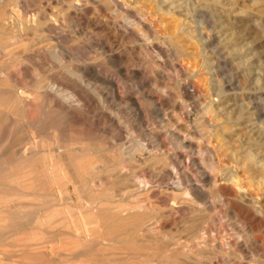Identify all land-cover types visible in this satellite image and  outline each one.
I'll return each instance as SVG.
<instances>
[{"label":"bare ground","instance_id":"bare-ground-1","mask_svg":"<svg viewBox=\"0 0 264 264\" xmlns=\"http://www.w3.org/2000/svg\"><path fill=\"white\" fill-rule=\"evenodd\" d=\"M48 1H55L62 9L59 12L61 15H55L43 5L36 9L38 14L35 17L42 23L35 25L38 26L34 29L32 39L27 41L29 43L32 40L30 44L25 43L26 36L22 32L12 34L8 31L7 20L0 23V54L5 57L0 60V76H4L6 82L4 87H0V186L8 183L11 191L7 195L2 194L4 192L0 189V245L7 242V246L17 249L18 255L23 258L20 262L15 260L17 264H251L234 260L233 254L231 258L225 259L224 242L231 253L239 251L248 256V259L250 254L264 258V241L253 235L254 225L249 222V217L247 219L239 212L240 209H235L239 202L236 201L237 197L225 193L221 188L223 186L219 187L221 179L213 173L219 164L211 147V139L208 138L210 128L203 124L200 125L202 129L197 130L193 126L184 125L179 116H183V107L187 106L182 103V107L176 106L181 97L179 91L161 73L154 76L142 70L140 62H143L145 51H142V46L136 45L142 37L150 39L152 33L143 23L140 12L135 11L133 4L129 5L125 0H109L113 5L112 10L124 13L128 21L120 32V24L112 22L115 16L111 11L110 14L107 13V8L98 0ZM4 2L0 0V3ZM90 4H97L102 16L88 18L86 21L94 24L98 32L107 31L109 35L112 34L116 41H111L108 35L105 39L100 36L89 37L88 41L110 60L119 63L125 61L123 76L137 90L136 95L132 92L125 95L123 103L129 121L123 125L120 138L112 141L96 140L90 130L84 131L86 129L81 130L72 125L80 116L77 112L80 106L90 105L91 101L101 102L88 88L78 86L85 95L80 94L77 98L66 93L65 85L55 78L36 77L38 81L34 82L31 90L21 87L18 84L20 80L18 83L15 80L13 82L15 72L12 67L19 62L24 72L28 73V62L31 61V54H34L33 47L54 39L52 34L55 29L63 27L65 30L67 24L81 21L79 16L85 19L87 16L84 15L89 11ZM197 14L202 18L206 17L204 12ZM20 16L21 13L16 16L18 21ZM4 17L1 16V19ZM64 38L60 35L56 37V44H59L63 55L70 61L81 62L78 52L72 50L74 45L77 46L76 40L74 44L70 41L72 44L66 45L61 42ZM125 43L136 45L124 53L117 52ZM18 44L24 46L20 45L23 48L20 52L11 49L15 45L20 49ZM154 51L170 61L181 54L169 43L158 45ZM73 71L69 68L67 72L77 75L78 80L80 75ZM79 71L81 75L99 76L97 68L91 64L79 66ZM26 82L25 85H28L29 81ZM110 86L112 88L110 91L108 89L110 93L107 97L112 98L116 105L118 100L113 90L114 84ZM192 86V82L186 81L183 90L185 98L195 106L198 105L195 103L196 98L200 95L197 96L190 90ZM30 101L38 103V118H29L27 106ZM143 103L148 104V110L144 109ZM91 106L90 109L93 108ZM48 114H51L50 118ZM241 117H236V120ZM65 118L68 120L66 123ZM134 127L139 130L138 136L134 134ZM5 131L7 133L4 136ZM13 134L16 136L15 140H7ZM167 139L170 143H167ZM218 139L223 142L222 138ZM94 156L111 157L113 161L109 165H99L104 161H98V164L93 160L89 161ZM67 160L69 162H65ZM244 164L246 167V163ZM105 169L110 174H106ZM261 175L257 174V177L260 178ZM229 180L241 190L245 188L241 179L230 177ZM224 222H228L225 225L233 232L232 238H221ZM25 230L32 231L31 235H23L22 231ZM10 248L9 254L15 252ZM2 254L0 251V256Z\"/></svg>","mask_w":264,"mask_h":264},{"label":"rangeland","instance_id":"rangeland-1","mask_svg":"<svg viewBox=\"0 0 264 264\" xmlns=\"http://www.w3.org/2000/svg\"><path fill=\"white\" fill-rule=\"evenodd\" d=\"M4 1L5 2L3 4L0 3V8H2L0 9V23L2 24L5 20H7L8 31H10V33L12 34L22 32L23 35L26 36L25 43H28V39H32L34 29L38 26L35 25L42 23L39 18L37 19V17H35V14H38L36 9H39L43 5L46 8L48 7L50 11L52 10L55 15L58 14L60 16L61 13L59 12H62V9H60V7L56 3H54L55 1ZM125 1L129 5H138V7H133L132 5V8H134L135 11L140 12V16L143 19V23L151 29L152 37L150 38V40L142 37L141 35L143 39H141L137 43V45L136 43H125L116 51L124 53L127 49H130L134 45L138 47L142 46V51H145L143 55L144 58L142 59L143 62H140L142 70L146 74L154 76H157L156 74L158 72L161 73L165 77L164 79H166V81L168 80V82L170 81L169 83L173 84V86L179 91V96L181 97H179L178 101L176 102V106L182 107V104H186L185 106L187 107H183V116H179L180 119H182V123L184 125L193 126L197 128V130L202 129L201 126L203 124H205L208 129L210 128L209 131H211V133H209L208 138L211 139V147L214 150L217 163L219 164L218 169L213 171V173L214 175H218V178L221 179L220 182L222 185L219 183V187L223 186L221 188H223V191L225 193H230L237 197L236 201L239 202H237L235 206L236 211L240 209L239 212L241 211L242 216H246V218L249 217V219H247L249 220L252 226L254 225L253 235L264 241V227H262L264 226V183H262L264 182V168L262 167V165H264V0H180L179 2L178 0H167V2L166 0H141L142 2L140 3V0ZM98 2H100L107 8V13L111 11V14L115 16L113 17L112 22H118L121 26L120 32H122L128 24L125 14L119 13L115 9L112 10L113 5L109 0H98ZM48 3L51 5H48ZM17 6L19 7L17 8ZM110 6L112 7L109 8ZM140 8L142 9V11ZM97 9V4H90L89 11L84 15V17H87L85 19H82L81 16H79V19H81L82 22L79 20L73 22L71 25L67 24L65 30L63 27H61V29H55L54 33L52 34L55 37L54 39L46 40L34 46V54H31V61L28 62V68L29 71L31 68V73H29V71V74L25 73L22 69V65L18 62V64H15L13 66L14 68L12 67L13 72L16 73H14L15 78L13 77V82L15 80L18 83L20 80L18 84L21 87L24 88L25 86V89L31 90L35 84L34 82H37L39 77H49L51 79L55 78L57 81H59L60 84H63V86L65 85L64 90L66 89V93L68 92V94L74 95L77 98H79L78 96H80V94H83V92L80 91V88L78 86H83L82 88L84 89L88 88L90 91L94 92L96 97H98L101 102L91 101L92 104L90 103V105L83 104V107L80 106L77 112L80 115L79 117L82 119H80L79 117L76 118L75 121L72 122V125L81 130L86 129L84 131L90 130L89 132L94 134V138H97L96 140L104 139L105 141H112L114 139L120 138V134H122L121 132L124 129V126L129 121V119H127V114L125 112L123 103L125 95L128 92H132L136 95L137 90L129 82H127L125 80V77L123 76V72H125L126 69V62L122 61L119 63L118 61L110 60L109 58H107V56L102 55L100 53L98 47L88 41L89 37L95 38L100 36L104 38L107 35L111 41H116L112 34L109 35L107 31H103V33L106 32L103 36V33H100V31L98 32V30L94 27V24L88 23L86 21V19L88 18H97L102 16V11H99L100 9ZM197 12H204L206 17L204 16L205 18H202L199 14H197ZM20 13L21 16L18 17L20 18V20L18 21L16 16H18V14ZM1 16L5 17L1 19ZM123 23L125 24V26ZM79 26H81V28ZM82 26L84 28H82ZM26 28H29L30 30L25 31ZM135 32L138 34V31ZM59 35L61 37H65L64 39H61V42L65 43L66 45H71L72 43L74 44V41L76 40L75 44H77V46L74 45V48L72 50L78 52L79 57H81V62L77 63V61H70L69 58L63 55L59 44H56V42L58 43L56 37L58 38ZM70 41H72V43ZM32 42V40H29L28 44ZM162 43H169L173 48H175L177 52H179V54L181 53L179 55L180 57L174 58L171 61L169 59L167 60L162 58L159 55L158 51H154L157 50V46L161 45ZM20 45L21 44H18L17 46ZM21 46L19 47L20 49H18V47L16 48L15 45L14 48L11 49H16V52H20L23 49L22 47H24ZM48 48H50L51 50ZM13 52L15 51L13 50ZM54 54H56V57L54 56ZM4 59L5 57L0 54V60ZM37 60H39L40 62H37ZM180 60H182L183 62ZM180 62L183 63L182 66ZM83 64H91V66H95L98 70L99 76L81 75L79 71V66ZM68 67L71 71L74 70V73L80 75L78 76L79 81L77 80V75H72L67 72L69 69ZM36 77H38V79ZM108 79L111 82L108 81ZM4 81L5 77L0 76V87H4L3 85L6 84V82ZM26 81H29L28 85L26 84L27 86L25 85ZM186 81L192 82L193 88L191 87L190 90L193 93L197 94V96L200 95V97L196 98L197 101H195V103H197L198 105L194 106L191 100L188 101V99L185 98L183 84H185ZM82 82L84 84H82ZM117 82H120L121 85ZM110 84H114L113 90L115 91L116 98L118 100L116 105L113 103L112 98L107 97V94L110 93L108 92V89L110 91V88H112ZM217 89L219 91H217ZM30 103H32V105ZM118 104H120V106ZM143 105L144 109H149L147 103H143ZM189 105L192 106L189 107ZM90 106L94 109H90ZM37 107V102H29V105L27 106L29 118H38L40 116ZM216 107H218V110H215ZM82 115L83 117H81ZM235 116L242 117L236 120ZM48 117L50 118L51 114H48ZM87 119L91 120L88 121ZM112 119L113 122H111ZM64 120L65 123L68 122L66 118ZM223 129H226V131L224 130V132ZM137 130V127H134L135 136L139 135V130ZM218 132L220 136L217 134ZM6 133L7 131L4 132V136L6 135ZM51 134L50 136L53 137V135ZM24 136H26V132ZM15 137L16 136L13 134L8 137L7 140H15ZM52 137L50 138L53 139ZM219 137L223 139V142H220V139H218ZM167 143H170V140H168ZM213 146L215 147V149ZM233 157L235 158V160ZM105 158L100 156H94L91 157L90 160H88L90 162H92L91 160H93V162H97V164L98 161L99 163H101V161H104L102 162L103 164L101 163L99 165H109L112 163L113 158H106L108 161ZM244 159L247 161L244 162ZM254 161L256 165L254 164ZM65 162L69 161L67 160ZM244 163H246V167ZM105 170H107L106 174H110V172L108 173V169ZM252 170L255 172L254 174L252 173ZM257 174H259V176L260 174H262V177L258 178L259 176L257 177ZM230 177H236V179H241L242 186L245 187L244 189H242L244 191H242L239 187L233 185L232 181L229 180ZM250 177L251 179H253H249ZM242 179L249 180L244 181ZM249 181L251 182L249 183ZM11 185H13V187H16L14 184ZM0 189H2V192H4L2 194L8 195L11 193L8 183L6 185H2V187L0 186ZM226 189H228V191ZM232 191L234 193H232ZM241 196L244 197L242 198ZM1 208L2 205L0 206V209ZM260 209L262 210L260 211ZM247 210H249L251 214L256 213V215L254 214L256 217L254 215H251ZM260 213L262 216H260ZM250 219L253 221H251ZM227 223L228 222H224V228L222 229L224 230V232L221 230L220 236L223 239H227V237L232 238L234 236L231 229L226 226ZM255 229L257 233L255 232ZM22 232L24 233L23 235L28 234L30 236V232L32 231L25 230ZM230 232L231 234H228ZM258 236H260L261 238ZM224 243V247L226 250V255L224 254L225 259H229L233 256L232 258H234V260L236 261L249 262L251 264H264L263 257L253 256L250 254L248 259V256L246 257L245 254H241L239 251L236 253H231V250L226 245V242ZM3 244L0 245V251L1 253L5 254H2L3 256H0V264H4V262L6 264L8 262H10V264H13L15 260H17L16 262H20L23 260V258L18 255L16 248H14L13 246H7V242L4 245ZM12 247L14 249H12ZM8 248L12 249V251L15 250V252H12L10 250L12 253L9 254ZM8 254L10 255V257ZM11 255L13 258L11 257ZM16 262L14 264H17Z\"/></svg>","mask_w":264,"mask_h":264}]
</instances>
